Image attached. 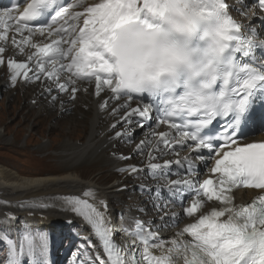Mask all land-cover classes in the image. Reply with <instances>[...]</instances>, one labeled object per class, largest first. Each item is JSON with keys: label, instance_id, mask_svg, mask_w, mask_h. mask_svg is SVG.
Instances as JSON below:
<instances>
[{"label": "snow or ice", "instance_id": "snow-or-ice-1", "mask_svg": "<svg viewBox=\"0 0 264 264\" xmlns=\"http://www.w3.org/2000/svg\"><path fill=\"white\" fill-rule=\"evenodd\" d=\"M228 10L225 0H100L91 4L28 0L23 7L18 0L0 11V41L9 40L11 31V44L20 52L24 46L35 50L25 62H18L11 57L5 60V48L0 47V65L6 64L13 85L18 79L42 82L43 77L65 93L77 80L94 78L97 96L104 87L114 97L147 94L149 101L126 112L122 120L149 118L156 111L159 123L176 133L153 131L147 135L155 138L154 144L145 140L137 145L138 152L151 145L149 169L170 168V161L162 165L151 161L172 152L178 155V147H187L198 160L213 161L210 172L218 174L215 179L170 181L169 188L181 198L185 189L195 193L184 208L188 217L204 207L202 198L218 205L168 242L136 220L135 238L120 245L110 239L115 229L104 227L99 205L105 210L107 206L97 193L83 192L85 198L97 197L92 203L75 196L58 198L94 226L107 256L97 255L99 264H264V194L247 206L234 205L232 195L238 186L264 190V142H246L245 134L237 132L257 93H264V60L251 55L253 42L241 34L242 25ZM154 19L161 23H151ZM33 33L50 42L32 43ZM177 34L184 37L183 44L175 39ZM194 37L203 46L190 47ZM237 54L249 57L250 62L238 63ZM62 74H70L63 83ZM77 90L71 87L73 99ZM45 91L51 94L53 89ZM118 111L113 109L114 114ZM218 118H227L221 129L214 135L203 134ZM123 135L116 133L118 138ZM175 163H186L191 175L189 157ZM138 171L130 168L131 173ZM185 234L190 239H183Z\"/></svg>", "mask_w": 264, "mask_h": 264}, {"label": "bare ground", "instance_id": "bare-ground-1", "mask_svg": "<svg viewBox=\"0 0 264 264\" xmlns=\"http://www.w3.org/2000/svg\"><path fill=\"white\" fill-rule=\"evenodd\" d=\"M255 16L256 15L252 11H248V13H246V19L242 20L243 27L248 31L252 28L251 24L255 21ZM256 44H259V40L256 41ZM2 87L3 83L0 81V92ZM4 95V100L13 103L11 112H14L17 117L19 116L22 122L28 123L32 120V125H40V118L47 123V121L56 117L55 113H44V111L40 109L35 113L24 114L22 108H18L17 106L14 109V104H18L15 98H12L9 94ZM25 107L29 111L30 107L28 105H25ZM64 120L69 121V125L66 123L67 126L63 128L60 127V125ZM95 123L96 120L91 113L86 118L81 119L70 116L56 119L54 124H49L44 127L43 131L47 132L46 135L48 136H50L52 130L63 128V136L66 137L55 147V151L53 150L54 158L57 163L54 170L48 172L29 171L25 169L20 170L15 167L16 165L5 163V161L3 162L0 159V202L4 203L0 204V215L3 210H11V212L19 216V221H36L38 224H44L55 228L54 224H61L62 220L68 217L69 211L61 207L52 196L61 194L63 197H67L72 193L81 191V188L86 185L97 187L104 196L109 198V200L116 198L117 192H115V190L120 184L116 185V181L107 184L100 183L103 181V173L108 174L107 176L111 175L110 172L114 169V161L108 156H105V149L108 142L107 140L97 138L94 131ZM79 124L80 126L78 127ZM76 125L77 128H79L78 134H76L77 131L73 129V126ZM6 128L5 126L3 134L0 133V142L2 146L4 145L3 147L12 144L9 140L4 138ZM24 130H27L26 133L28 135L32 134V130H29V128ZM74 135L78 136V139H72ZM50 147L51 145L39 143L37 145V151L47 152L50 150ZM100 163H103V166L96 165ZM82 167H85L86 170H88V167L92 169L95 172L94 177L84 179L85 177L83 176L84 178H82V174H84V172L80 170ZM253 194L254 191L251 190H237L236 204L243 203ZM25 201L29 204H26ZM99 210L104 213V217L110 216L112 218L114 216L113 210L107 211L101 208H99ZM104 220L108 225L109 221L106 219ZM3 221L4 217H1L0 222ZM124 221L128 222V219H124ZM8 226L10 229L16 228L10 224ZM107 228L111 230L113 226L110 224ZM91 231L94 233L95 228H92ZM129 231L131 230L121 229L119 234L128 235ZM162 231L165 232L161 238L162 240L168 242L176 238L177 232H174V228L162 227ZM89 232L90 230L85 229L83 233L88 235ZM113 232L114 231H110L111 237L115 236Z\"/></svg>", "mask_w": 264, "mask_h": 264}, {"label": "rangeland", "instance_id": "rangeland-1", "mask_svg": "<svg viewBox=\"0 0 264 264\" xmlns=\"http://www.w3.org/2000/svg\"><path fill=\"white\" fill-rule=\"evenodd\" d=\"M4 97H5V95L3 94L2 95V101L0 102V108H1L0 109V118H1L0 119V127H3V125L7 127L5 135H4V138L6 140H9V142L12 143V144H10L9 146L3 147L4 145L2 146V144L0 142V144H1L0 145V159L1 160L4 157V155L2 153H5V151L10 153V154H12L13 156H18V155H22L23 154V151H21L17 147L18 146H20V147L23 146L24 147L25 144L28 143V137H27V133H26L27 130H24V129L29 128V130H32L31 131L32 134L28 135L29 139L31 140L29 142L31 145L28 147L29 152H33L35 150V148L37 149V145L39 143L50 144L51 145L50 149H51L52 145H56V144L58 145L59 142L63 141L66 138V137L63 136L64 133L62 132V130H63V128L65 126H67V124L69 125V121L64 120V122H62L63 124L61 123V125H60V127H63V128H60L59 130H52L51 133H50V136H48V135H46L47 132H44L43 130H44V127H46V125L51 124V123H49L50 120L47 121V123H46L43 119L40 118L39 119L40 120V125H36V124L32 125V123H31L32 120H31V122H28V123L22 122V120L20 119L19 116L17 117L16 114H14V112L13 113L11 112L12 111V107L11 106H12L13 103H11L9 106H7L8 104L4 103V106H3V102L5 101ZM17 105L18 104H14V109L17 107ZM9 121H12L11 124H8ZM70 123H72V122H70ZM79 126H80V124L78 125V127ZM73 129L77 131L76 134L79 133L78 132L79 128H77V125L73 126ZM16 137H17V140H16ZM50 137L52 138V140H48ZM72 139H78V136L74 135V136H72ZM40 152L43 153V151H39V153ZM39 153L34 151V155L33 156L38 159V158L41 157V153L40 154ZM49 153H51V152H48V154ZM52 153H54V152L52 151ZM52 157L54 158V154H52ZM12 159L14 161H5V163H10L12 165H16L15 167H17L20 170H23V169L29 170V169H27L24 166V164L22 162H19V159L15 158V157H12ZM54 159L53 160L45 159V162H38V164H40L42 167H49V166L52 167L56 163ZM2 161L4 162V160H2ZM44 163H46V164H44ZM56 166H57V163L55 165V168H56ZM80 170L84 172V174H82V178L85 177L84 179H89V178H93L94 177V174H95L94 171H90L89 172V171H85L84 169H80ZM29 171H33V170H29ZM42 172H48V171H42ZM109 177L105 176V174H104L102 176L103 181L100 182V183L107 184V183H109V182L114 180V176L113 175L109 176ZM108 180H110V181H108Z\"/></svg>", "mask_w": 264, "mask_h": 264}, {"label": "clouds", "instance_id": "clouds-1", "mask_svg": "<svg viewBox=\"0 0 264 264\" xmlns=\"http://www.w3.org/2000/svg\"><path fill=\"white\" fill-rule=\"evenodd\" d=\"M151 23H156L159 24L161 23V21L159 19H154V20H150ZM175 39L177 40L178 43L183 44L184 41V37L182 35L177 34ZM200 44L201 46H203V41H199L198 38H196V40H192L191 44L189 45L190 47H195L197 44Z\"/></svg>", "mask_w": 264, "mask_h": 264}]
</instances>
